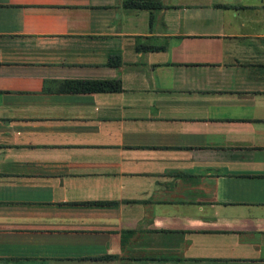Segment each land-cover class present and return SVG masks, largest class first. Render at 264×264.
Listing matches in <instances>:
<instances>
[{
    "label": "crops",
    "instance_id": "0c3cea01",
    "mask_svg": "<svg viewBox=\"0 0 264 264\" xmlns=\"http://www.w3.org/2000/svg\"><path fill=\"white\" fill-rule=\"evenodd\" d=\"M126 1L0 0V264H264V0Z\"/></svg>",
    "mask_w": 264,
    "mask_h": 264
},
{
    "label": "trees",
    "instance_id": "16d2710c",
    "mask_svg": "<svg viewBox=\"0 0 264 264\" xmlns=\"http://www.w3.org/2000/svg\"><path fill=\"white\" fill-rule=\"evenodd\" d=\"M127 6H134V7H142V8H149L150 7V5H151V3L150 2H146V1H137V0H128V1H126V3H125ZM118 88V86H115V87H113V86H104V87H100L99 89H101V90H108V89H110V90H115V89H117Z\"/></svg>",
    "mask_w": 264,
    "mask_h": 264
}]
</instances>
